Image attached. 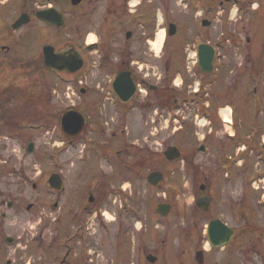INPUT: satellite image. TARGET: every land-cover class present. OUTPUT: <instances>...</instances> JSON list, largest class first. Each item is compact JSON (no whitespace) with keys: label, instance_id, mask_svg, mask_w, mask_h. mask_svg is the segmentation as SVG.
Segmentation results:
<instances>
[{"label":"flooded vegetation","instance_id":"obj_1","mask_svg":"<svg viewBox=\"0 0 264 264\" xmlns=\"http://www.w3.org/2000/svg\"><path fill=\"white\" fill-rule=\"evenodd\" d=\"M254 1L182 0L187 8L201 11L203 17L197 30L192 31L193 34L183 46L184 63L178 69L170 50L153 55L138 45L141 40L150 44V36L141 39L133 29H128L126 40L121 41L115 34L117 28H125V25L152 29L156 21L152 0L146 1L149 9L131 10L132 14H129L128 7L139 4H133V0H82L78 5H73L72 0H0V71L12 69L17 66L15 62L21 61L26 65L28 79L25 87L8 84L0 88V109L3 108L0 110V128L5 132L11 134L14 130L10 129V116L3 115L10 113L6 110L9 105L23 101L36 106L43 104L52 91L49 75L56 74L62 78L69 74L56 72L46 65L44 48L51 45L57 52L74 48L80 53L83 67L70 74L77 77L83 94L88 90L93 91L96 97L94 105H113L116 102L121 106L125 139L134 138L129 126L132 117L143 125L159 124L166 120L180 124L174 128L175 134L186 128L184 133L201 139L202 142L196 147L198 151H201L200 146H204L202 153L212 149L218 154L213 173L191 171L193 185L200 184L196 198L202 199L207 207V211L200 214L201 228L191 221L187 231L178 232V229L172 228L163 234V239L158 223L145 224L137 231L118 228L115 234L116 252L112 256L107 254L106 249V242L113 234L111 228L97 222L100 214L107 216L103 207L108 193L96 192L97 195L92 200L88 198L85 205L78 207L71 202L72 205L65 209L59 222L69 217L70 226L61 225L62 243L58 256H54L53 261L44 256L41 264H201L199 258L202 264H235L237 261L242 264H264V35L260 53L256 55L251 45L259 37L254 35L252 26L242 23L241 17L233 24L223 22L225 33L212 39L209 31L214 22L205 15L218 7L222 14L228 13L232 7L238 13L250 7ZM100 3L108 13L115 6H121L117 8L123 12L114 15V19H111L112 14L95 18L103 20L96 23L101 31L94 42L89 43L84 36L77 43H69L64 48H57L55 44L44 45L39 58L24 59L17 54L30 27L38 28L41 34L43 29L58 31L69 22L66 5L71 4L78 10L83 5L94 4L98 10ZM53 8L64 15L63 26L45 22L37 16L39 11ZM23 14L29 16V22L16 30L14 24ZM81 16H78L79 20L75 17L76 31L80 37ZM205 20L209 25H204ZM16 32L19 33L15 37ZM207 44L215 49V56L212 69L205 72V52L201 51V47ZM91 52L96 55L88 56ZM95 73L94 79H90ZM123 74L125 81L135 87L128 102L119 98L113 89V83ZM227 106L231 107L233 113L230 123H225L219 114V110ZM201 126L204 129L200 132ZM162 201L170 203L168 199ZM98 204L103 206L100 208ZM14 205L13 201L1 199L0 207L7 206L12 210ZM2 216L7 217V212L3 211ZM215 221H218L219 227L216 236L211 237L210 226ZM134 235H138V238ZM131 237L135 239L137 255L130 257L127 263L121 260L120 245ZM213 240L217 241L218 246L213 245Z\"/></svg>","mask_w":264,"mask_h":264},{"label":"rangeland","instance_id":"obj_2","mask_svg":"<svg viewBox=\"0 0 264 264\" xmlns=\"http://www.w3.org/2000/svg\"><path fill=\"white\" fill-rule=\"evenodd\" d=\"M133 1L139 4L137 7L129 6V14H132L131 10L145 11L150 8L146 2L148 0ZM260 3L262 5L257 11H253L258 6L254 2L238 13L233 7L224 14L219 7L206 12L207 18L214 22L209 31L210 37L215 39L222 36L226 31L222 28V23L233 24L241 17L242 23L252 26L254 35L259 37L251 45L254 54L258 55L264 35V0H260ZM100 4L98 10L94 4L83 5L78 10L71 4L66 5L65 13L69 20L66 26L58 31L43 29L42 34L38 28L30 27L24 32L25 37L17 54L24 59L39 58L44 45L55 44L57 48H64L69 43H77L84 36L89 43L94 42L101 31L97 24L103 20L95 18L112 14V19L116 17L114 15L123 12L117 8L121 6H115L108 13L104 5ZM151 4L157 13L154 10L156 21L152 29L125 25V28H117L115 34L121 41L126 40L128 29H133L141 39L150 36V44L141 40L138 45H142L143 49L153 55L170 50L179 69L184 63L183 46L190 34H193L192 31L197 30L203 17L202 12L187 8L182 0H152ZM79 15H82L81 37L76 31L75 21V17L77 16V20ZM170 22L178 25V34L168 38L167 43L159 50L153 41L161 29L166 31V38L168 37ZM41 28L44 27L41 25ZM18 33L16 32L15 37ZM95 55L91 52L88 56ZM15 64L17 66L12 69L0 71V88L8 84L26 86V65L21 61ZM93 75L88 76V79H94L96 73ZM49 80L52 91L43 104L36 106L23 101L4 107L10 113L3 115L10 116V129L14 130L8 134L0 128V206L1 199L13 201L15 205L12 210L7 206L0 207V264H29V261L31 264H41L44 256L53 261L54 256H58L62 243L61 225L67 224V228L70 226L69 217L59 222L65 209L72 205L71 202L78 207L85 205L89 195L96 196V192L108 193L103 207L107 216L100 214L97 222L111 228L113 234L106 242V249L107 254L112 256L116 252L115 234L118 228L137 231L141 224L145 227V224L150 226L158 223L163 239V234L172 228L178 229V232L187 231L191 221L202 227L201 210L195 206V193L200 189V184L193 185L191 171L213 173L217 166V153L212 149L206 153L199 152L196 147L201 141L197 136L184 133L186 128L175 134L174 128L180 125L166 120L159 124L143 125L144 123L132 117L129 119V126L134 138L125 139V134L122 133L125 128L122 126L124 118H121L122 111L118 103L94 105L96 97L93 96V91L88 90L83 94L81 85L73 74H66L62 78L50 74ZM72 108L81 111L88 119L85 130L76 138L67 137L61 127L62 115ZM223 109L226 107L219 110L220 117ZM202 129L203 126L199 131ZM30 142L36 145L32 153L26 150ZM168 145L178 146L190 164H186V159L178 163L166 161L163 151ZM153 169L166 175L164 182L157 188L151 187L147 182ZM52 173L62 174L63 191L53 190L49 186L48 179ZM165 199L173 205V213L166 219L156 211L157 204ZM57 201L59 204L55 207ZM30 205L33 207L29 210ZM102 206L98 204V207ZM3 211L7 212V217L2 216ZM9 236L15 238L13 243L6 241ZM134 236L138 238V235ZM135 245L132 237L125 239V243L120 245L121 260L128 263L130 257L137 255ZM103 254L107 255L106 252ZM235 264L242 263L237 261Z\"/></svg>","mask_w":264,"mask_h":264},{"label":"water","instance_id":"obj_3","mask_svg":"<svg viewBox=\"0 0 264 264\" xmlns=\"http://www.w3.org/2000/svg\"><path fill=\"white\" fill-rule=\"evenodd\" d=\"M82 0H72L74 5H78L81 3ZM37 16L49 23L56 24L57 26H63L65 23V17L62 13L58 12L56 9H49L44 11H39ZM29 22V16L27 14H23L19 20L14 24V28H19L24 24ZM204 25H209L208 21L204 22ZM177 32V25L171 23L169 26V35L173 36ZM130 32L128 36H130ZM203 49V50H202ZM201 51L205 52L203 57L204 63V71H210L212 69L211 63L214 59L215 50L210 45H202ZM44 54L46 58V65L50 67L52 70L57 72H68V73H76L83 67V60L81 58L80 53L74 49L63 50L57 52L55 47L48 45L44 48ZM126 84L128 86H126ZM113 89L115 93L121 98L123 101L128 102L134 92L135 87L133 85L128 84L125 81V74L120 75L117 77L115 82L113 83ZM125 95V97H124ZM86 126V119L85 117L76 110H70L66 112L62 117V129L66 135L70 137H76L80 135ZM35 147L34 143H30L27 151L30 153L33 151ZM205 147L202 146L201 150H204ZM165 156L168 160L174 161L179 160L183 157L181 150L176 146H169L165 151ZM164 180V174L162 172H152L149 177L148 181L150 184L154 186L160 185ZM49 184L52 188L56 190H61L63 188V179L62 176L58 173H54L51 175L49 179ZM93 197H91V200ZM196 205L199 206L203 211H207L206 204L202 199H199L196 202ZM172 210V206L170 204L161 203L158 205L157 211L163 217L169 215ZM218 221L212 222L210 226L211 230V237L216 236V229H218L219 224ZM11 241V239H10ZM213 245L217 246V241L213 240ZM199 261L202 262L199 258Z\"/></svg>","mask_w":264,"mask_h":264},{"label":"bare ground","instance_id":"obj_4","mask_svg":"<svg viewBox=\"0 0 264 264\" xmlns=\"http://www.w3.org/2000/svg\"><path fill=\"white\" fill-rule=\"evenodd\" d=\"M133 4H136V1H133ZM92 38L93 37H91L90 40H92ZM165 39H166V31L164 29L159 30L156 35L155 41H153L154 46L159 50L162 49ZM221 114H222V117L225 118L227 115V110H222Z\"/></svg>","mask_w":264,"mask_h":264},{"label":"trees","instance_id":"obj_5","mask_svg":"<svg viewBox=\"0 0 264 264\" xmlns=\"http://www.w3.org/2000/svg\"><path fill=\"white\" fill-rule=\"evenodd\" d=\"M186 161H187V159H186ZM187 164H190L189 161H187Z\"/></svg>","mask_w":264,"mask_h":264}]
</instances>
